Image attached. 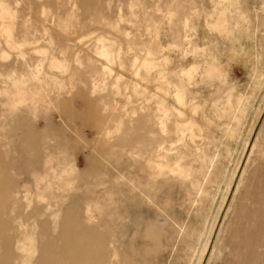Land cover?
<instances>
[{"label": "rangeland", "instance_id": "1", "mask_svg": "<svg viewBox=\"0 0 264 264\" xmlns=\"http://www.w3.org/2000/svg\"><path fill=\"white\" fill-rule=\"evenodd\" d=\"M0 187L9 264H264V0H0Z\"/></svg>", "mask_w": 264, "mask_h": 264}, {"label": "bare ground", "instance_id": "2", "mask_svg": "<svg viewBox=\"0 0 264 264\" xmlns=\"http://www.w3.org/2000/svg\"><path fill=\"white\" fill-rule=\"evenodd\" d=\"M1 187H0V193H1ZM3 228V224L0 221V238L2 235L5 236V233L1 229ZM11 245L6 248L4 257H0V264H9L8 261V252L13 251L14 249H19L20 247H17L13 242H11ZM53 243H50L49 245H52ZM88 245L86 242L83 243H77L75 240L66 239L61 242L60 250H59V259L55 261V258L51 259L50 262L44 263L46 259H49V254L47 250H42V258H41V264H54L55 262H62V258L66 259V264H93L96 260V255L93 252L91 247L86 246ZM77 251V253H76ZM2 255V256H3ZM61 259V260H60ZM44 261V262H42ZM101 258H97V263H100ZM13 262V261H12ZM13 264V263H12ZM116 264V262H114Z\"/></svg>", "mask_w": 264, "mask_h": 264}]
</instances>
